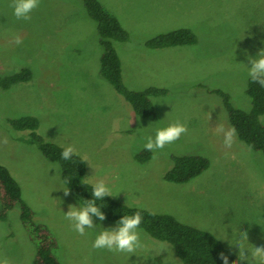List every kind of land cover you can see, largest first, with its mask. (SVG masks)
<instances>
[{
	"label": "rangeland",
	"instance_id": "rangeland-1",
	"mask_svg": "<svg viewBox=\"0 0 264 264\" xmlns=\"http://www.w3.org/2000/svg\"><path fill=\"white\" fill-rule=\"evenodd\" d=\"M100 2L129 33L128 41H112L124 85L134 92L167 90L151 96L150 115H138L101 73L98 27L82 0H40L28 21L16 19L11 0H0V74L31 72L28 81L0 87V162L18 181L34 222L54 234L56 257L62 264H181L171 243L142 228L145 248L136 253L93 249L99 232L116 223L93 218L96 229H86L84 235L73 229L64 213L80 203L70 190L64 195L68 187L60 163L43 156L29 129L14 127L13 120L21 116L39 120L37 132L44 140L73 146L85 161V180H104L116 200L210 231L237 255V244L249 253L264 245V153L246 146L237 134L226 148L223 133L216 131L232 128L218 91L234 107H252L248 57L264 48V0ZM180 28L192 30L195 43L146 45L148 39ZM17 37L22 43H16ZM176 121L187 132L140 160L146 150L140 149L139 136H154L157 128ZM183 155L206 157L209 166L187 182L167 181L164 175L174 157ZM52 162L57 170L50 169ZM245 231L248 241L241 239ZM161 243L169 254H159ZM35 254L16 204L0 220V259L32 264Z\"/></svg>",
	"mask_w": 264,
	"mask_h": 264
},
{
	"label": "trees",
	"instance_id": "trees-1",
	"mask_svg": "<svg viewBox=\"0 0 264 264\" xmlns=\"http://www.w3.org/2000/svg\"><path fill=\"white\" fill-rule=\"evenodd\" d=\"M82 3L98 27L99 42L102 46L101 73L131 103L138 115L143 117L150 115L153 110L151 96L164 94L167 90L149 87L134 92L124 85L121 59L112 41H128V31L100 0H82ZM195 41L196 36L192 30L180 28L148 39L146 45L156 49L193 44ZM30 78L31 72L26 68L9 75L0 74V87L9 89L19 82L30 80ZM218 93L222 96L229 122L232 128L236 129L238 138L249 148L264 153V123L261 121V116L264 114V87L253 82L249 77L247 93L252 99V107L249 111L234 107L229 102L227 94L221 91ZM12 123L18 130L29 129L31 141L37 143L43 156L60 163L63 182L76 201L83 205L85 200L93 198V184L85 180L86 164L81 156L74 155L68 161L61 159V153L65 147L44 140L42 135L37 132L39 120L33 115L21 116L14 119ZM149 155L150 152L145 151L141 157H137L146 161ZM174 162L175 164L166 172L164 178L176 183L187 182L209 166V160L206 157L196 155L176 156ZM66 180L69 183H66ZM0 201V220L6 219L7 211L14 205L20 206L21 221L36 245V254L32 264H62L54 252L57 245L54 234L42 224L34 222V212L23 200L18 181L1 162ZM97 203L103 204L101 210L105 213V220L114 223L124 215L140 211L143 216L141 228L153 238L171 243L181 264H223V261L219 259L221 252L229 256V264H233L238 259V255L225 247L223 242L212 232L182 223L170 214L152 212L138 206L128 205L116 200L113 196L105 197L102 202ZM236 264H247V262H241L238 259Z\"/></svg>",
	"mask_w": 264,
	"mask_h": 264
},
{
	"label": "clouds",
	"instance_id": "clouds-1",
	"mask_svg": "<svg viewBox=\"0 0 264 264\" xmlns=\"http://www.w3.org/2000/svg\"><path fill=\"white\" fill-rule=\"evenodd\" d=\"M40 0H11L9 5L13 8V14L17 20L28 21L31 19V13L34 9L39 7ZM16 43L20 44L22 41L19 37L16 38ZM247 55V53H245ZM250 67H247V75L250 79L264 87V48L260 49L255 58L248 57ZM187 126L179 121L170 123L165 127H160L155 130V135H140L138 138L139 147L141 150L147 152H155L164 149L167 145L173 144L179 140L182 135L187 132ZM217 132H222L224 135V146L231 148L236 137V129L228 128L225 130L222 126L216 128ZM5 139V143H6ZM74 155H78L76 149L68 145L61 153V159L68 161ZM59 165L55 162L50 164V169L57 170ZM87 179V178H86ZM69 183L68 180L65 181ZM64 195H69V189L64 190ZM114 196L110 187L104 180H98L92 187V199L85 200L83 205L79 207L69 205V210L64 213L65 219L71 222L73 229L80 235H84L86 229H96L93 218H98L103 222L106 219L105 213L101 210L102 202L105 197ZM143 216L140 211H135L130 215H124L116 222V226L108 229H102L96 236L92 247L95 250H108L111 252H120L133 254L138 250L145 248V243L141 239L142 230L141 224ZM241 239L248 241L247 232L241 233ZM239 249L238 259L247 264H264V245L253 246L250 253L242 244L236 245ZM167 251L169 248L166 244L161 243L158 252ZM219 259L223 264H229V256L223 252L219 254ZM237 259V260H238ZM236 260V261H237ZM236 261L233 264H236ZM0 264H10L7 258L0 259Z\"/></svg>",
	"mask_w": 264,
	"mask_h": 264
},
{
	"label": "crops",
	"instance_id": "crops-1",
	"mask_svg": "<svg viewBox=\"0 0 264 264\" xmlns=\"http://www.w3.org/2000/svg\"><path fill=\"white\" fill-rule=\"evenodd\" d=\"M170 182V181H169ZM174 183V182H173ZM232 247V246H231Z\"/></svg>",
	"mask_w": 264,
	"mask_h": 264
}]
</instances>
